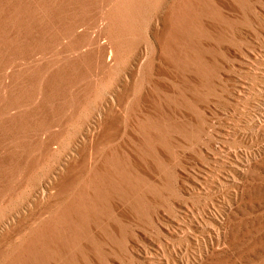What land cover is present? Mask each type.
<instances>
[{
	"label": "bare ground",
	"instance_id": "6f19581e",
	"mask_svg": "<svg viewBox=\"0 0 264 264\" xmlns=\"http://www.w3.org/2000/svg\"><path fill=\"white\" fill-rule=\"evenodd\" d=\"M0 264H264V0H0Z\"/></svg>",
	"mask_w": 264,
	"mask_h": 264
},
{
	"label": "rangeland",
	"instance_id": "374dc122",
	"mask_svg": "<svg viewBox=\"0 0 264 264\" xmlns=\"http://www.w3.org/2000/svg\"><path fill=\"white\" fill-rule=\"evenodd\" d=\"M251 36L254 37L253 34H252ZM256 67H257V68H255V71H260V70L263 69V65H257ZM213 120H214V119H213ZM216 121H217V120H216ZM201 162H202L201 159H200L198 162H197V161H196V162L193 161L192 165H194V164H196V165L199 164V165H200ZM190 165H191V164H190ZM199 165H198V169H196L195 171L198 172V173H202L201 170H200L201 168H200ZM194 169H195V168H194ZM216 200H218V198H216ZM147 249H148L150 252H153V253L155 252V250H154L152 247H149V248H147ZM149 255H150V254L148 253L146 257H149Z\"/></svg>",
	"mask_w": 264,
	"mask_h": 264
}]
</instances>
